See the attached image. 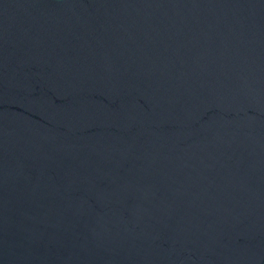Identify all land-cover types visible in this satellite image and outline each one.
Masks as SVG:
<instances>
[{"label":"water","instance_id":"1","mask_svg":"<svg viewBox=\"0 0 264 264\" xmlns=\"http://www.w3.org/2000/svg\"><path fill=\"white\" fill-rule=\"evenodd\" d=\"M0 264H264V0H0Z\"/></svg>","mask_w":264,"mask_h":264}]
</instances>
